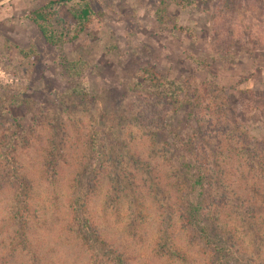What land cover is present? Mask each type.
<instances>
[{
    "label": "rangeland",
    "instance_id": "rangeland-1",
    "mask_svg": "<svg viewBox=\"0 0 264 264\" xmlns=\"http://www.w3.org/2000/svg\"><path fill=\"white\" fill-rule=\"evenodd\" d=\"M47 1L0 0V100H25L14 112L23 128L14 154L32 181L24 245L13 240L9 222L14 190L0 189V264H114L92 259L71 222L75 177L88 191V216L100 238L125 264H212L206 244L233 246L227 251L237 253L223 264L247 258L264 264V195L252 177L245 179L235 149L242 147L237 137L243 130L264 140V48L234 44L230 60L223 59L211 37L217 0H92L96 16L89 25L75 39L53 45L29 19ZM59 14L71 29L66 6ZM76 60L79 74L71 77L65 64ZM145 69L184 84L214 137L206 143L222 150L207 174L209 187L186 185L171 145L174 135L199 124L197 116L181 121L186 108L169 110L144 97L146 83H135L143 81ZM148 114L163 122L148 120ZM11 122L0 114V152L15 127ZM225 134L235 138L228 141ZM92 166L104 168L91 178ZM242 178L253 207L249 217L230 193L239 181L237 193H246ZM214 201L224 208L216 211ZM196 202L205 218L215 220L208 224L209 241L188 221V205Z\"/></svg>",
    "mask_w": 264,
    "mask_h": 264
},
{
    "label": "trees",
    "instance_id": "trees-1",
    "mask_svg": "<svg viewBox=\"0 0 264 264\" xmlns=\"http://www.w3.org/2000/svg\"><path fill=\"white\" fill-rule=\"evenodd\" d=\"M206 1L212 2L213 0ZM63 6H66L67 12L72 18L73 25H71V29H68L65 20L59 14V9ZM94 16H96V13L92 6V0H48L39 8L31 11L29 19L37 27L47 43L59 45L65 40L71 41L75 39L78 33L89 25ZM69 30L72 31L71 34H69ZM211 30V37L214 39L215 46L218 50L222 51L223 59L227 61L230 60L229 50L234 44L242 47L246 42L252 43L255 50L264 48V0H217V5L214 7L211 20ZM19 52L25 57L31 55V50L29 49H19ZM80 64L81 62L79 60L68 61L65 64L67 74L71 77L78 75ZM145 72L146 75L143 81L135 83V87L142 86L146 83L147 94L144 97H147L149 100H158L159 104H163L169 110L173 106L186 108L185 115L181 121H186L189 117L197 116L199 124L195 125V127L190 125L191 127L189 126L187 131H183L179 135H174L175 140L172 141L171 145L176 151L177 160H180L179 169L182 170V180L184 179L186 185L194 188L198 187L199 189L209 187L213 182L210 183L211 181L207 180V174L211 171V166L212 168L214 167L213 161L218 159L217 153L222 152V150L219 148L210 149L206 143L211 142L209 139L214 137L210 134V131L208 132L210 135L206 133L207 125L202 121L198 113H195L194 99L191 93L185 91L183 83L170 79L151 69H145ZM219 88L222 89L221 87ZM73 93L76 95L77 90L73 89ZM183 94L185 97L182 96ZM24 102L25 100L23 99H15L13 97H5V99L0 100V114L8 115L10 121H12L11 124H14L17 129H20V131H16L17 129L14 127L10 131L8 140L0 152V158L2 160L0 162V189L7 186L14 190L15 199L9 215V222L13 226V240L21 245L25 244V240L27 241L24 230V214L28 210L27 199L30 197L32 181L16 162L14 154L15 146L22 141V138L20 140V132L23 128L17 123V116L14 112L22 109L25 106ZM153 108L156 112L160 110L156 105ZM147 118L151 121L157 120L156 122L158 123L163 122L162 117L149 119L150 116L148 114ZM227 118L229 123H234L232 118L230 119L229 116ZM147 126H149V123L146 124ZM243 132L244 134L242 136L237 137V140L242 141V147L240 149L235 148L236 154L244 166V172L246 173L244 174L245 179L252 177V186L255 189L257 188L258 191L260 189V192L264 195V140L253 139L246 130H243ZM224 136L228 141L231 138H235H228L226 134ZM147 137L149 139L153 138L148 135ZM24 144H26V141ZM92 144L95 146L94 140ZM96 148L98 147L96 146ZM98 152L101 153V151ZM60 157L61 155L57 153V160ZM209 157L211 158V163H209ZM57 162L52 164L53 167L50 170H55ZM113 162L115 164L118 161ZM50 164L51 162L46 163L48 167ZM102 168L104 167L100 166L96 168V166H92L88 174L91 175V178H94ZM107 168L114 169L113 163H110ZM90 172L94 173L91 174ZM245 179H241L242 181L244 180V191L248 188L245 184ZM50 180L52 181L53 179ZM83 185L80 180L76 181L75 177L74 184L71 186L69 206L71 210V222L75 226V230L82 239L83 244L92 252V259L106 257L114 262V264H125L120 254L107 248L104 240L100 238L99 230L96 229L90 220L87 207L88 191H83V187H85ZM237 189H241V181L233 186V190L230 189V193L232 197H237L239 212L249 217L251 216L249 212H253L252 204L248 201L249 196L247 193L250 191L248 190L246 193L242 191L238 194ZM228 197L231 198L230 195ZM263 203L264 198L262 200ZM223 204L225 203L222 201H214L216 211L224 208ZM188 206V221L193 225H197L199 233L209 241L213 238V234L208 229V224H213L215 220L210 221L208 216L205 218L200 213L201 202H196L195 205L190 204ZM206 245L209 249L212 264H223L225 259H227L226 256L237 253L234 249L227 251V249H232V245L229 247L230 249H222L219 245ZM241 264H250V261L247 258L246 261H241Z\"/></svg>",
    "mask_w": 264,
    "mask_h": 264
}]
</instances>
